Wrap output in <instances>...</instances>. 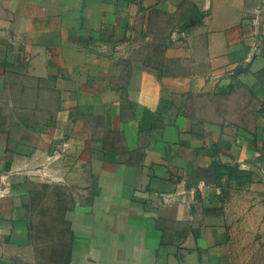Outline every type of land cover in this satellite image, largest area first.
Listing matches in <instances>:
<instances>
[{
	"label": "crops",
	"instance_id": "obj_1",
	"mask_svg": "<svg viewBox=\"0 0 264 264\" xmlns=\"http://www.w3.org/2000/svg\"><path fill=\"white\" fill-rule=\"evenodd\" d=\"M243 228L264 0H0V264H217Z\"/></svg>",
	"mask_w": 264,
	"mask_h": 264
},
{
	"label": "rangeland",
	"instance_id": "obj_2",
	"mask_svg": "<svg viewBox=\"0 0 264 264\" xmlns=\"http://www.w3.org/2000/svg\"><path fill=\"white\" fill-rule=\"evenodd\" d=\"M228 241V249L218 256L217 264H264V233L250 231Z\"/></svg>",
	"mask_w": 264,
	"mask_h": 264
},
{
	"label": "trees",
	"instance_id": "obj_3",
	"mask_svg": "<svg viewBox=\"0 0 264 264\" xmlns=\"http://www.w3.org/2000/svg\"><path fill=\"white\" fill-rule=\"evenodd\" d=\"M214 167L216 176V187L223 186L221 183V180L223 178H225L226 181L234 182L237 186L250 182L251 174L248 171L238 170L236 167H228L217 162L214 163ZM225 196L226 194L222 192V198H220V202L223 201Z\"/></svg>",
	"mask_w": 264,
	"mask_h": 264
},
{
	"label": "water",
	"instance_id": "obj_4",
	"mask_svg": "<svg viewBox=\"0 0 264 264\" xmlns=\"http://www.w3.org/2000/svg\"><path fill=\"white\" fill-rule=\"evenodd\" d=\"M211 173H212L211 178H212V180L215 182V181H216V176H215V172H214V167H213Z\"/></svg>",
	"mask_w": 264,
	"mask_h": 264
}]
</instances>
